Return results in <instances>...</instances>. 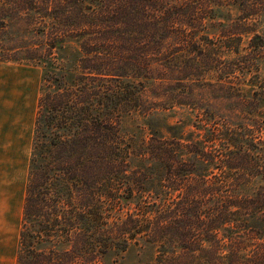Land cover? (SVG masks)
I'll return each mask as SVG.
<instances>
[{"label": "trees", "instance_id": "16d2710c", "mask_svg": "<svg viewBox=\"0 0 264 264\" xmlns=\"http://www.w3.org/2000/svg\"><path fill=\"white\" fill-rule=\"evenodd\" d=\"M261 59L264 0H0V61L43 68L15 264H116L132 245L147 264H264V111L241 88ZM209 72L228 115L193 93ZM175 107L196 131L164 122Z\"/></svg>", "mask_w": 264, "mask_h": 264}, {"label": "rangeland", "instance_id": "374dc122", "mask_svg": "<svg viewBox=\"0 0 264 264\" xmlns=\"http://www.w3.org/2000/svg\"><path fill=\"white\" fill-rule=\"evenodd\" d=\"M228 11L235 16V8ZM227 11H224V15ZM220 28H209L210 35L220 34ZM246 44V38H243ZM75 49L66 46L58 52V60L68 66L77 65ZM258 71H252L241 78V88L259 93L258 110L264 111V94L260 86H264V59L258 63ZM43 68L40 64L30 62L0 61V264H15V252L18 244L21 224L22 203L28 171V160L31 150L37 100L40 94V81ZM177 74L169 73L166 83L172 86ZM180 77V76H179ZM193 93L201 101L202 106L216 111L227 112L228 115L237 104L218 90L215 74L207 73L204 77H194ZM186 84V82H185ZM187 96V89L182 92ZM252 95V93H251ZM148 100L153 96L147 92ZM261 99V100H260ZM242 108V107H241ZM221 113V112H220ZM164 122L182 126L184 135L196 131L195 118L186 107H175L164 111ZM220 115V114H218ZM121 121L124 134L134 136L139 144L148 139L149 129L142 117L133 115ZM116 264H147L155 258V251L146 245H132L119 256ZM112 264V263H110Z\"/></svg>", "mask_w": 264, "mask_h": 264}]
</instances>
